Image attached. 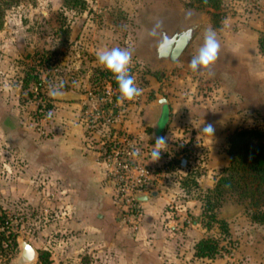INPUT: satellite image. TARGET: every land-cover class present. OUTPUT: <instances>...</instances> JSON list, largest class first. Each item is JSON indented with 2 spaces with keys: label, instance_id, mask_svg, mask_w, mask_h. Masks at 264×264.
I'll use <instances>...</instances> for the list:
<instances>
[{
  "label": "rangeland",
  "instance_id": "374dc122",
  "mask_svg": "<svg viewBox=\"0 0 264 264\" xmlns=\"http://www.w3.org/2000/svg\"><path fill=\"white\" fill-rule=\"evenodd\" d=\"M219 2L220 9L207 6V0H0V214L7 216L18 235L15 248L5 245L0 249V264H23L22 240L36 250L37 258L31 264H43V257L48 264H88L84 261L87 256L82 255L81 263L75 257L76 230L60 228L65 219L58 206L56 183L50 184L47 193L42 180L31 181L26 176L31 146L66 132L73 124L83 126V144L96 161L97 155L104 151L102 142H107L109 132L111 138L117 136L114 140L125 134L154 145L151 127L147 126L153 117L149 105L159 94L170 95L162 89L172 85L169 75L178 73L180 65L187 61L195 37L175 63L155 68V60L149 57V45L153 42L149 33L155 25L151 21L169 17L179 8L193 9L210 17L212 23L218 20L229 27L247 25L259 35L264 33V0ZM186 21H179L180 25ZM113 47L132 51L129 71L136 86L142 89L140 96L120 104L118 89L111 86L110 76L97 64L95 56L97 50ZM200 80L199 76L196 81ZM61 84L63 94L78 98L63 102L59 97H50V87ZM195 88L198 87L187 88L188 95L194 97ZM167 112L165 107L164 113ZM126 122L129 126L124 127ZM238 123L237 128H264V118L253 122L241 118ZM163 126L161 123L160 131L166 145L162 146L160 161L170 159L174 167L177 152L192 136V126L181 125L177 132L170 130L168 135L164 134ZM201 148L203 155L191 160V169L199 171L200 176L205 172L214 181L212 188L221 168L208 169L204 165L205 154L207 157L210 151ZM165 170L170 174L167 184L180 183L181 175L170 169L160 168L158 173ZM179 185L171 190L180 204L186 205L187 199L206 194L205 185L196 189L189 184L186 190ZM31 189L37 193L34 199L30 197ZM248 203L234 196L223 199L215 212L218 220L226 221L228 232L212 223L209 233L219 239L222 251L214 259H196L191 264H264V222L251 220ZM203 204L204 201H199L196 207L202 208ZM192 206H187L183 220L208 223V217L192 214ZM225 211L233 213L219 217ZM66 217L72 221L71 215Z\"/></svg>",
  "mask_w": 264,
  "mask_h": 264
},
{
  "label": "crops",
  "instance_id": "0c3cea01",
  "mask_svg": "<svg viewBox=\"0 0 264 264\" xmlns=\"http://www.w3.org/2000/svg\"><path fill=\"white\" fill-rule=\"evenodd\" d=\"M190 10L179 8L169 17L151 21L154 24L162 22L161 26L168 27L189 19L202 21L187 61L180 65L178 73L169 75L172 85L162 89L170 92L165 96L168 112L162 129L168 135L170 130L177 132L181 125H191L194 139L189 146L193 148L198 144L202 152L201 147H205L210 152L207 157L205 154L204 165L210 170L222 169L229 163L227 138L237 129L241 118L252 122L264 118V54L259 49V33L251 26L229 27L222 21L215 27L210 17ZM208 28L215 30L220 41L218 59L208 69L193 72L188 67L189 61ZM154 64L155 68L164 66L163 63ZM199 76L202 83L196 81ZM196 86L194 97L188 95L187 88L194 90ZM156 99L149 105L153 117L147 124L159 117ZM209 123L214 127L213 134H200ZM123 126L129 124L126 122ZM83 137V126L73 124L66 132L32 145L25 164L26 176L31 181L42 180L47 193L50 184L56 183L58 206L65 219L60 228L76 230L73 246L78 261L81 263L82 255L87 256L84 261L88 264H191L200 259L194 255L195 244L211 236L212 227L208 229L196 219L183 220L189 204L195 212H188L201 214L200 205L196 207L200 200L189 198L186 205L180 204L171 190L178 188V182L160 186L153 190L157 191L156 195L147 194L150 197L142 201L143 213L138 227L130 231L121 221L120 206L105 180L103 167L93 153L87 152ZM198 182L210 188L214 181L204 172ZM36 194V190L31 189L30 197L34 199ZM169 205L175 209L169 211ZM70 215L71 222L66 217ZM215 229L218 231L217 227Z\"/></svg>",
  "mask_w": 264,
  "mask_h": 264
},
{
  "label": "trees",
  "instance_id": "16d2710c",
  "mask_svg": "<svg viewBox=\"0 0 264 264\" xmlns=\"http://www.w3.org/2000/svg\"><path fill=\"white\" fill-rule=\"evenodd\" d=\"M207 2V6L220 9L219 0H207ZM211 16L215 14L211 13ZM219 23L220 21L214 20L213 26L219 27ZM258 44L260 52L264 54V33L259 35ZM105 71L110 76L111 86L118 89L112 73ZM226 153L229 156V163L221 169L214 186L207 188L205 195H198L195 198L204 201L201 214L202 217L209 218V222L204 226L210 229L212 223H218L221 231L225 233L228 232L226 221L218 220L215 211L227 196H234L240 201L248 200L251 220L257 223L264 222V128L257 126L237 128L227 138ZM199 176V171L189 170L181 176L179 187L186 190L187 186L192 184L197 189ZM10 224L11 221L7 216L0 214V249L5 245L11 249L17 246L18 235ZM194 248L196 257L209 260L214 259L222 251L219 239L213 236L200 239ZM42 263L48 264V259L43 257Z\"/></svg>",
  "mask_w": 264,
  "mask_h": 264
},
{
  "label": "built area",
  "instance_id": "2783aa9c",
  "mask_svg": "<svg viewBox=\"0 0 264 264\" xmlns=\"http://www.w3.org/2000/svg\"><path fill=\"white\" fill-rule=\"evenodd\" d=\"M109 133L107 142H102L104 151L97 155V161L102 165L105 180L111 186L114 200L120 206L122 223L130 231H136L143 213L142 201L138 199V195L151 194L156 188L166 185L170 178L168 170L158 173V169H170L172 173L183 176L191 170V160L201 158L203 152L198 144L193 145V148L189 146L194 139L191 136L177 152L176 164L171 167L170 159L164 163H161L160 157L151 161L154 145L125 134L114 140L117 136L113 139ZM171 209H175V206L169 205L168 210Z\"/></svg>",
  "mask_w": 264,
  "mask_h": 264
},
{
  "label": "clouds",
  "instance_id": "9594fccd",
  "mask_svg": "<svg viewBox=\"0 0 264 264\" xmlns=\"http://www.w3.org/2000/svg\"><path fill=\"white\" fill-rule=\"evenodd\" d=\"M162 22H157L150 30V35H154L156 30L161 27ZM220 41L217 38V33L212 28L205 30L203 40L196 54L192 56L188 67L191 71L197 72L203 69H208L218 59L220 51ZM132 51L128 48L113 47L111 49L104 48L97 50L95 53L96 62L102 68L112 73L117 85L119 95L117 103L132 101L142 94V89L135 84V77L130 74L129 67L132 63ZM75 84V82H73ZM63 84L50 87L49 96L57 98L63 95ZM214 127L212 124L205 125L200 134L212 135ZM166 145L164 137H158L155 140L153 151L151 152L152 160L156 161L160 157L162 146Z\"/></svg>",
  "mask_w": 264,
  "mask_h": 264
},
{
  "label": "water",
  "instance_id": "95a60500",
  "mask_svg": "<svg viewBox=\"0 0 264 264\" xmlns=\"http://www.w3.org/2000/svg\"><path fill=\"white\" fill-rule=\"evenodd\" d=\"M202 21L200 19H191L186 21L183 25L180 22L176 25L161 26L154 34L153 42L149 45V57L153 58L156 63H175L181 54L184 52L188 44L194 38L199 30ZM78 96L72 94H63L59 99L71 100L77 99ZM155 105L158 106L159 117L153 122L147 124L151 127L152 131L150 137L153 140L161 136L160 126L161 123L166 122V113L164 108L168 105V100L165 96L159 94L157 96ZM157 191H153L150 195H156ZM150 195H138V199L144 201ZM232 211H225L219 217H227L232 215ZM21 252L20 259L23 264H31L37 258L36 250L26 240L20 242Z\"/></svg>",
  "mask_w": 264,
  "mask_h": 264
}]
</instances>
